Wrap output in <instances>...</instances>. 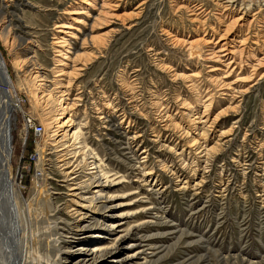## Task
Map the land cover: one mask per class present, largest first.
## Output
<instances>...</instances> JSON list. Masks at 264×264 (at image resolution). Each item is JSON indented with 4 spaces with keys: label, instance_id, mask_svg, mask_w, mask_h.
<instances>
[{
    "label": "rangeland",
    "instance_id": "374dc122",
    "mask_svg": "<svg viewBox=\"0 0 264 264\" xmlns=\"http://www.w3.org/2000/svg\"><path fill=\"white\" fill-rule=\"evenodd\" d=\"M215 1L0 0V52L20 104L11 120L13 190L30 221V262L73 264L90 242L57 239L84 223L81 200L62 181L58 151L71 143L58 128L64 99L80 191L98 184L93 150L123 181L111 192L132 193L120 199L132 203L121 208L133 214L124 228L144 223V254L130 264H264V2L238 1L261 8L233 26L239 43H230L228 66L211 56L232 20ZM26 117L44 127L31 130L29 159Z\"/></svg>",
    "mask_w": 264,
    "mask_h": 264
},
{
    "label": "bare ground",
    "instance_id": "6f19581e",
    "mask_svg": "<svg viewBox=\"0 0 264 264\" xmlns=\"http://www.w3.org/2000/svg\"><path fill=\"white\" fill-rule=\"evenodd\" d=\"M83 1L88 2V0ZM95 1L96 0H93V2ZM216 1L215 2L221 7L220 17H222L224 21L230 18L232 20L230 23L225 24L226 28L222 33L219 32V39L214 43V47L211 49V56L218 58V60H222L223 58L226 60L228 59V66H230L233 62H236L235 46H230V43H239L238 35L232 31L234 28L233 26L239 25L242 27L248 23L249 16H257L260 11H256V9L261 8V5L257 4L256 7H252L250 2V6L246 10L245 8L238 7L239 0ZM260 2L262 3L264 0H260ZM111 4L112 3H110V5ZM115 5L113 4L111 6ZM71 13L82 15L85 12H83V10H73ZM73 20L79 21L77 17ZM68 26L61 25V27ZM212 35V37H214V33ZM219 46L220 48L216 51L215 49ZM0 69L5 70L4 74L0 73V241L2 242L0 243L1 246L5 247L3 248L4 263L35 264L29 261L32 258V256L29 255L28 249L30 221L27 219L25 211L22 213L18 211V205L15 201L13 190L11 120L13 119V113L17 109H20V104L18 100L14 99L12 96L10 90L12 87V80L1 52ZM65 73L67 72L65 71ZM63 102L64 104H61L62 112H60L59 117H57L59 123L58 128L62 129V131L66 128L67 131L64 133L69 131L68 141H71V143L65 144L58 151V153H60L59 159L63 170L62 176L64 179L62 181L68 184V188L70 187L72 193L69 195L78 197L81 200L79 209V215L81 217L79 216V221H83L84 223L83 225L75 224L79 227V230L75 232H71V229L64 230L57 239L66 242L64 238H70L72 239L70 244L74 243L77 239V241H79L80 238L90 239L88 244L86 243L76 249L79 258L73 264H130L144 254V250L142 249L144 247V240L139 236L141 226L144 223L141 222L126 229L124 228V224H127V219L132 217L133 214L123 212L121 208L132 204L131 202L127 203L123 201L132 193L120 194L111 192L116 185L121 184L123 181H120L118 178L112 179L103 171L102 163H96L98 156L93 150H91L90 153L91 159H94L91 163H94L95 166L91 169H96V171L90 172L89 174H98L96 176L98 184L92 187L93 190H91L90 193H83L80 191L82 190V182H77V166H79V164L75 165L78 161V155H73L72 148L77 140V132L73 130L75 121L70 117L65 119V115L71 113V107L64 99L60 100V103ZM203 115L201 119L208 117L207 114ZM201 123H206V120H202ZM64 133L61 134L63 137L59 139L61 143L67 141V134L64 135ZM101 208H106L109 212L114 213L109 215L101 213L102 215L100 214V217L97 218ZM92 220L93 222L91 223ZM23 228L25 229L23 231L24 236L21 238V231ZM95 229H98L97 231L99 233H91L82 237L87 231H96ZM55 246H57V244H55ZM123 250L126 251L121 255Z\"/></svg>",
    "mask_w": 264,
    "mask_h": 264
},
{
    "label": "built area",
    "instance_id": "2783aa9c",
    "mask_svg": "<svg viewBox=\"0 0 264 264\" xmlns=\"http://www.w3.org/2000/svg\"><path fill=\"white\" fill-rule=\"evenodd\" d=\"M31 129L35 135H40L44 132V127L41 123L35 122L30 117L24 118V134Z\"/></svg>",
    "mask_w": 264,
    "mask_h": 264
},
{
    "label": "trees",
    "instance_id": "16d2710c",
    "mask_svg": "<svg viewBox=\"0 0 264 264\" xmlns=\"http://www.w3.org/2000/svg\"><path fill=\"white\" fill-rule=\"evenodd\" d=\"M33 139H32V133H31V129L28 130V133H27V139H26V144L24 146V150H23V153H24V158L26 159H29V155L32 154V150H33ZM29 184V179L26 178L25 179V186H27Z\"/></svg>",
    "mask_w": 264,
    "mask_h": 264
},
{
    "label": "water",
    "instance_id": "95a60500",
    "mask_svg": "<svg viewBox=\"0 0 264 264\" xmlns=\"http://www.w3.org/2000/svg\"><path fill=\"white\" fill-rule=\"evenodd\" d=\"M0 73H3V74H4V73H5V70H3V69L1 70V69H0Z\"/></svg>",
    "mask_w": 264,
    "mask_h": 264
}]
</instances>
